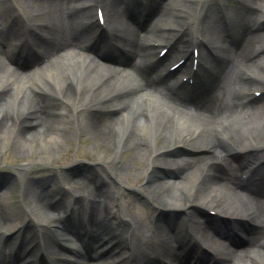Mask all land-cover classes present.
I'll list each match as a JSON object with an SVG mask.
<instances>
[{"label": "bare ground", "instance_id": "obj_1", "mask_svg": "<svg viewBox=\"0 0 264 264\" xmlns=\"http://www.w3.org/2000/svg\"><path fill=\"white\" fill-rule=\"evenodd\" d=\"M12 1L47 20L34 21V32L45 39L37 46L44 64L27 71L30 75L9 65V51L0 48V143L12 144L21 157L37 152L17 176L30 207L27 215L44 228L41 236L27 230L21 238L17 233L7 238L18 264H92L94 254H78L73 247L83 241L79 215L94 239L119 237L118 243L143 254L146 264H160L163 257L172 264H198L192 255L200 251L198 244L211 249L204 253L207 264H264V0H231L239 9L231 24L215 16L227 0H144L142 10L134 7L137 0ZM91 6L105 9L111 39L85 21L84 9ZM102 41L125 58L98 60L95 49ZM171 41L168 52L174 55L204 49L195 101L179 86L152 76L162 60L150 44L164 47ZM256 90L262 95L254 100ZM75 138L104 150L90 175L64 174L68 187L57 193L25 179L31 164L51 162V155ZM246 170L250 174L243 179ZM110 177L121 186H138L153 211L130 215L133 196L122 209ZM4 200L0 231L10 232L22 214ZM199 208L214 211L216 223L209 215L201 219ZM232 226L240 228L241 237L231 234ZM61 250L73 253L75 262L58 256ZM114 253L107 250L105 260L114 264ZM8 260L0 249V264Z\"/></svg>", "mask_w": 264, "mask_h": 264}, {"label": "rangeland", "instance_id": "obj_2", "mask_svg": "<svg viewBox=\"0 0 264 264\" xmlns=\"http://www.w3.org/2000/svg\"><path fill=\"white\" fill-rule=\"evenodd\" d=\"M231 2L232 1H230V3ZM232 5L234 6L235 3L232 2ZM3 8L5 10V15L3 19L0 18V25L3 22L6 25H13L16 28H20V26H22L21 24L24 23L25 19L27 20V24L28 23L31 24L32 22L34 24V21L35 22L37 21V24H40L42 22L46 23L47 21L46 19L35 18L34 13H33L34 10H30L28 7H21L20 4H18L17 6L16 3H14L12 0H6V2L3 4ZM14 9H18V11L14 12ZM238 11H239L238 7H231L230 16L234 18L235 15L238 13ZM18 13L21 15H19ZM149 21H150V25L155 23L153 18L149 19ZM14 28L12 32L9 31L10 35L5 36L9 45L11 43H14V38L12 35L15 33ZM2 42L3 41L0 35V46ZM28 65L30 66L29 69L37 70L34 62L28 63ZM128 69H129V66L126 68V70ZM20 72H23V71H20ZM154 76H155V71H154ZM25 82H26V79H25ZM26 84L28 86L27 82ZM55 110H56L55 114L59 113V110L54 109V111ZM55 117L57 118V116ZM68 133H69V136H73L72 129H70ZM29 140H31V142L34 143V137L29 138ZM4 142L5 141L3 139L2 142L0 143V199L5 198L4 200L5 204L13 208V210L15 211L14 213H17V212L23 213V215L15 221V224L22 225V220H24L23 216L24 214L26 215V213L25 211H23V209H21V205L18 203L19 200H18L17 194L12 193L10 190H7L8 188L6 189L5 186L9 185V180H13L12 176L16 175L17 169L19 170L20 167L25 166V164L27 166V163H29V160L34 159V156H36L37 152H35L34 149H32L31 154L29 152L27 156L21 157L15 154V152L13 151L12 144H10L9 146H5ZM60 148H62L61 149L62 152L60 151L58 152V154L51 155L52 156L51 162L46 163L41 166H37V167L34 164H31V166L28 169H26L24 173L25 179L26 178L27 180L32 179L33 182L34 181L38 182L40 186H45L44 189L45 190L48 189L49 191H52L53 189L58 190L61 185L68 187V185L66 184V181H64V174L72 175L73 172H76L77 174L75 176L76 178H83V176L85 175L86 176L90 175L89 172L91 170V167L95 165L93 164L95 163V157L97 155H104V153L101 152L104 150L99 149L97 147V144H94L93 146H89V144H84L80 142L79 139H76V138L74 139V142L72 144L63 145ZM82 150H87L90 152V154L85 155L83 154ZM108 153L109 152H107L105 156H107ZM111 181L113 182L112 186L114 188L115 197L118 200V203L124 205V208L127 204L126 201L131 200L129 196L131 195L134 196L135 201L131 203L132 204L131 209L133 210L132 211L133 213L132 214L130 213V215L137 216L136 214H139L140 209L146 210L147 206L152 204L151 202L146 201L147 203H145V205L143 206L141 205L143 204L144 201H142V199L139 197L137 199V196H135L134 194V190L140 189L138 186L130 185V184L129 185L124 184L122 186L121 185L119 186V182H117V180L115 181V178L111 179ZM19 183H21L20 180H19ZM1 188H4V189H1ZM24 209L29 210L30 209L29 204L24 203ZM202 215L204 214L200 212L201 219L203 217ZM209 219H212V218H209ZM27 221L28 222L26 223V225L28 226L26 227L25 230L34 231L33 226L29 227V225L31 223L34 224V222L33 221L30 222L29 217H27ZM241 233L242 232L240 231V234ZM2 234H3V231H2ZM211 234L215 236L214 233H211Z\"/></svg>", "mask_w": 264, "mask_h": 264}]
</instances>
